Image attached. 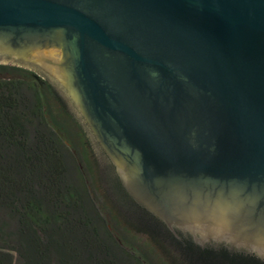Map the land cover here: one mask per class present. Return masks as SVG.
Listing matches in <instances>:
<instances>
[{"label":"water","instance_id":"water-1","mask_svg":"<svg viewBox=\"0 0 264 264\" xmlns=\"http://www.w3.org/2000/svg\"><path fill=\"white\" fill-rule=\"evenodd\" d=\"M0 63L53 86L110 199L114 170L177 238L264 261V0H0Z\"/></svg>","mask_w":264,"mask_h":264},{"label":"trees","instance_id":"trees-1","mask_svg":"<svg viewBox=\"0 0 264 264\" xmlns=\"http://www.w3.org/2000/svg\"><path fill=\"white\" fill-rule=\"evenodd\" d=\"M47 91L53 94L50 83L0 77V264H150L119 238L82 168L71 173L70 156L80 158L49 120ZM108 174L109 195L120 201L115 197V206L128 203L135 216L126 222L160 240L173 264H264L224 246L177 238Z\"/></svg>","mask_w":264,"mask_h":264},{"label":"rangeland","instance_id":"rangeland-1","mask_svg":"<svg viewBox=\"0 0 264 264\" xmlns=\"http://www.w3.org/2000/svg\"><path fill=\"white\" fill-rule=\"evenodd\" d=\"M0 77H24L30 80L36 79L42 84L48 82L45 78L32 70L10 64L0 65ZM46 96L47 113L50 122L58 129L60 134L66 139L67 143L71 145L77 156L80 158L77 162L71 159L70 156L69 163L71 173L74 176H77L79 174L78 166L86 173L88 181L93 184L91 188L93 196L109 211L111 217L110 223L115 228L122 242L126 244V246L132 247L150 264H173L157 244L158 240H155L154 238L152 239L148 234L139 233L134 228V225L130 226V224L126 222L128 220L119 213L106 192L101 178L98 158L80 125L75 123L61 108L50 91L46 92Z\"/></svg>","mask_w":264,"mask_h":264},{"label":"flooded vegetation","instance_id":"flooded-vegetation-1","mask_svg":"<svg viewBox=\"0 0 264 264\" xmlns=\"http://www.w3.org/2000/svg\"><path fill=\"white\" fill-rule=\"evenodd\" d=\"M0 65H1V63H0ZM46 84L48 83V82H45ZM114 171V170H113ZM112 170H111V174H112V176L113 177H116V178H118V180H120V178L118 177V175L115 173V171L113 172ZM121 182V181H120ZM131 200H132V198H130ZM143 208V207H142ZM144 210H146V208H143ZM146 212L147 213H149L152 217H155L156 218V216L153 214V213H151V212H149L148 210H146ZM232 251V250H231ZM241 253H244V252H241ZM245 255H249V256H254V257H257L256 255H251V254H247V253H244ZM258 258V257H257ZM258 259H260V258H258ZM261 260V259H260ZM263 261V260H262Z\"/></svg>","mask_w":264,"mask_h":264}]
</instances>
